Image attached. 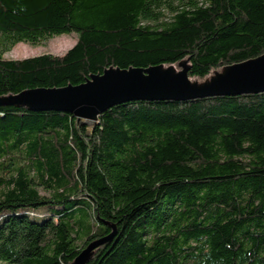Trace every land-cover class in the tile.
I'll return each instance as SVG.
<instances>
[{
    "label": "trees",
    "instance_id": "obj_1",
    "mask_svg": "<svg viewBox=\"0 0 264 264\" xmlns=\"http://www.w3.org/2000/svg\"><path fill=\"white\" fill-rule=\"evenodd\" d=\"M69 34L63 55L4 58ZM262 55L264 0H0V98L184 61L202 82ZM112 232L88 264H264V93L85 124L0 105V264H72Z\"/></svg>",
    "mask_w": 264,
    "mask_h": 264
},
{
    "label": "water",
    "instance_id": "obj_2",
    "mask_svg": "<svg viewBox=\"0 0 264 264\" xmlns=\"http://www.w3.org/2000/svg\"><path fill=\"white\" fill-rule=\"evenodd\" d=\"M177 68L179 70L174 66L128 70L109 68L82 85L23 91L18 95L0 98V105L69 113L76 118L77 123L85 124L97 121L107 109L127 102H184L264 93V55L225 67L203 82L188 77L187 61L181 62ZM196 83L199 86H194ZM112 230L114 232L115 228L112 227ZM113 232L104 239L90 243L72 264H88L94 251L112 239Z\"/></svg>",
    "mask_w": 264,
    "mask_h": 264
},
{
    "label": "rangeland",
    "instance_id": "obj_3",
    "mask_svg": "<svg viewBox=\"0 0 264 264\" xmlns=\"http://www.w3.org/2000/svg\"><path fill=\"white\" fill-rule=\"evenodd\" d=\"M77 36L74 34L62 35L59 37H53L42 41L37 45L30 44H18L13 47L9 52L5 53L4 58L8 60H17L24 59L29 57H35L43 54H51L60 56L65 54L74 44L76 43ZM175 67V66H174ZM176 70H179L176 67ZM214 76V74H212ZM211 76V77H212ZM203 82V81H202ZM93 123V122H87ZM42 195H47V192H44L40 189ZM75 217L77 218L79 225L84 229L88 224L87 212L84 210H76ZM83 232H81V236ZM79 244V242H78Z\"/></svg>",
    "mask_w": 264,
    "mask_h": 264
},
{
    "label": "bare ground",
    "instance_id": "obj_4",
    "mask_svg": "<svg viewBox=\"0 0 264 264\" xmlns=\"http://www.w3.org/2000/svg\"><path fill=\"white\" fill-rule=\"evenodd\" d=\"M218 78V77H217ZM212 80H214V79H212ZM210 82V81H209ZM194 86H199V84L198 83H196Z\"/></svg>",
    "mask_w": 264,
    "mask_h": 264
}]
</instances>
